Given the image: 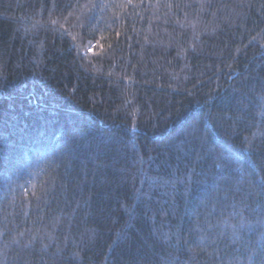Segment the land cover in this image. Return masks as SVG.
Here are the masks:
<instances>
[{
	"label": "trees",
	"instance_id": "1",
	"mask_svg": "<svg viewBox=\"0 0 264 264\" xmlns=\"http://www.w3.org/2000/svg\"><path fill=\"white\" fill-rule=\"evenodd\" d=\"M0 264H264V0H0Z\"/></svg>",
	"mask_w": 264,
	"mask_h": 264
}]
</instances>
